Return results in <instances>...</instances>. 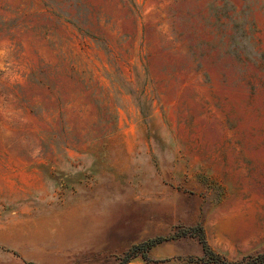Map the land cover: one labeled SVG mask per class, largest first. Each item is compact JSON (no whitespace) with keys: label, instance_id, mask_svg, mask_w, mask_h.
Instances as JSON below:
<instances>
[{"label":"rangeland","instance_id":"1","mask_svg":"<svg viewBox=\"0 0 264 264\" xmlns=\"http://www.w3.org/2000/svg\"><path fill=\"white\" fill-rule=\"evenodd\" d=\"M132 1L0 0V264L264 251V0Z\"/></svg>","mask_w":264,"mask_h":264},{"label":"trees","instance_id":"2","mask_svg":"<svg viewBox=\"0 0 264 264\" xmlns=\"http://www.w3.org/2000/svg\"><path fill=\"white\" fill-rule=\"evenodd\" d=\"M133 4V1L130 0ZM264 66V63L260 64ZM181 239H196L202 248V256L179 257L188 264H264V251L256 254L246 255L239 260L229 261L222 254L216 252L210 246L203 220L191 226H178L171 235L155 236L132 245L120 258L118 264H131L135 259H142L146 263L165 262L154 260L151 256L153 249L166 243ZM35 264V263H27Z\"/></svg>","mask_w":264,"mask_h":264}]
</instances>
